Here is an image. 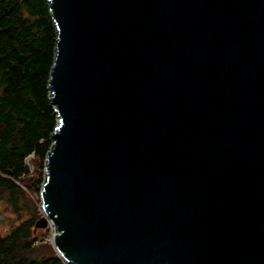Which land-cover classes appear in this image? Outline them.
I'll use <instances>...</instances> for the list:
<instances>
[{"label": "water", "instance_id": "1", "mask_svg": "<svg viewBox=\"0 0 264 264\" xmlns=\"http://www.w3.org/2000/svg\"><path fill=\"white\" fill-rule=\"evenodd\" d=\"M48 4L60 258L264 264V0Z\"/></svg>", "mask_w": 264, "mask_h": 264}, {"label": "trees", "instance_id": "2", "mask_svg": "<svg viewBox=\"0 0 264 264\" xmlns=\"http://www.w3.org/2000/svg\"><path fill=\"white\" fill-rule=\"evenodd\" d=\"M55 46L48 0H0V192L16 208L25 193L18 182L40 190L42 181L34 189L24 178L26 158L34 154L42 175L57 125L48 88ZM19 220L0 234V264H68L40 249L38 221Z\"/></svg>", "mask_w": 264, "mask_h": 264}, {"label": "rangeland", "instance_id": "3", "mask_svg": "<svg viewBox=\"0 0 264 264\" xmlns=\"http://www.w3.org/2000/svg\"><path fill=\"white\" fill-rule=\"evenodd\" d=\"M26 164L29 168V172L24 178L27 180V182H29V185L34 187V189L38 188L37 183L39 182L37 181H42L39 186L40 190L38 192H34L33 190H30L29 187H26L25 184L18 182L25 192L24 195L20 196L22 200H24L21 202L23 204L21 208L12 206L8 198V196H10L8 192H0V234L10 229L12 224L18 222V220L22 217L34 218L36 221H38V228L36 229L35 237L39 240L38 244L41 243L40 249H42V251L47 254H49L52 250L58 255L52 241L53 235L55 233L54 226L50 223L44 225L42 219L44 217V213L42 211L40 193L44 181L45 167L42 175H40L39 162L37 161L34 154H31L26 158ZM19 213L22 214L21 217H19Z\"/></svg>", "mask_w": 264, "mask_h": 264}]
</instances>
